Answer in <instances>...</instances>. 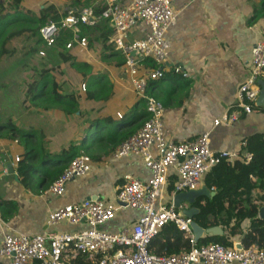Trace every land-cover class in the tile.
I'll return each instance as SVG.
<instances>
[{
    "label": "crops",
    "instance_id": "1",
    "mask_svg": "<svg viewBox=\"0 0 264 264\" xmlns=\"http://www.w3.org/2000/svg\"><path fill=\"white\" fill-rule=\"evenodd\" d=\"M261 1L173 0L176 25L169 31L172 45L164 79L171 75L178 76L172 68L180 66L188 74V78L180 76L181 79L190 85L185 88L166 81L162 87L154 90L157 100L164 107L161 121L163 135L168 141L180 143L208 133L209 146L213 151L232 154L247 137L264 134V117L260 109L251 114L242 113L230 126L214 125V121L229 112L235 104L236 90L249 73L251 48L264 34V7L260 12L257 6ZM50 4L56 8L57 2L54 0ZM40 8L36 9L38 14L35 15L42 20V25L57 20L60 16L59 12H54L50 17L48 11ZM37 37L39 45L36 48L30 47L31 49L17 57V63L20 62L19 57L23 59L21 63L9 64L11 60L4 63L0 59V200L7 206L3 216L0 210V246L3 235L8 232L29 236L45 232H74L80 227L60 224L47 229V214L93 196H112L127 175L142 181L150 177V172L137 156L113 158V150L110 151L105 144V132L101 133L104 122L109 126L113 124L111 128L122 130V133L136 131L141 126L138 120H131L133 115L139 113L136 105L140 101L130 88L124 68L119 65V56L108 50L106 64L95 60L97 67L102 66L105 70L102 75L110 81L112 94L105 102L87 101L83 94L85 91H80V86L85 84L82 74L61 65L69 63L66 60L68 56L78 58V55L90 65L87 59H94L92 49L88 47L87 53L76 49L67 52L60 41L54 47L46 49L38 33ZM39 51H44L45 55L39 56ZM13 64L17 70L13 71L12 78L9 70ZM28 72L30 75L26 79ZM45 75L54 79L62 98L77 102L78 110L72 114L74 119L72 115L43 105L33 98L39 95V81ZM79 81L82 82L81 85ZM169 87L176 89L166 96L163 89L168 90ZM5 100H16L12 107H19V110L11 107L3 109ZM85 111L89 113L87 124H83L85 117L80 115V112L85 114ZM20 138H24V142L21 143ZM75 141H81L80 149L73 147ZM88 143H92L89 149ZM97 144L104 148L103 152L99 156L90 155V171L69 182L61 197L45 193L42 184L46 180H43L42 173L32 176L29 188H24L18 180V163L14 164L13 159L17 156L22 160L29 145L41 148L47 158H64L81 151L89 153ZM38 162L39 159L34 161L35 164ZM4 166L8 174L3 173ZM47 168L51 169L43 165L42 170ZM203 186L206 187L204 181L201 187ZM206 189L210 191L207 187ZM165 195L168 199L167 190ZM181 205L183 210L190 207L187 202ZM140 214L123 211L105 229L117 232ZM60 226L63 228L59 229ZM217 228L221 230L219 235L225 234L222 228ZM160 233L166 241H183L170 228H165ZM205 236L208 235L204 234L202 238ZM236 241L240 242V239L232 238V244ZM0 264H7V261L0 257Z\"/></svg>",
    "mask_w": 264,
    "mask_h": 264
},
{
    "label": "built area",
    "instance_id": "2",
    "mask_svg": "<svg viewBox=\"0 0 264 264\" xmlns=\"http://www.w3.org/2000/svg\"><path fill=\"white\" fill-rule=\"evenodd\" d=\"M74 1V6H68L57 20L40 26L38 36L46 49L65 38L64 50L87 53L88 39L81 34L83 28L111 31L107 44L123 61L130 88L137 100L144 103L149 115L113 150L112 156L115 159L137 156L150 177L142 181L127 175L112 196L83 199L47 214V229L60 224L79 226L74 232L32 236L5 233L0 257L7 264H75L79 258L86 264H264V248L255 245L244 247L236 241L232 247L197 246L191 229L193 220L183 215L182 205L173 204L177 194L200 189L205 176L221 162L239 161L247 165L252 161L244 140L231 154L213 151L208 133L180 143H172L163 135L164 107L148 92V86L165 77L172 45L169 31L176 25L173 0ZM38 55L44 56L45 52L39 51ZM172 71L188 78L180 66ZM261 82L264 83V34L251 48L249 73L236 90L235 104L215 120L214 125L230 126L242 113L251 114L259 109L264 117V107L257 105ZM80 87L84 92L85 84ZM79 146L75 143V147ZM19 161V157H14V164ZM4 167L3 173L8 174ZM90 167L91 160L86 155L71 158L45 193L62 196L67 184L85 176ZM171 178H175L173 192L166 199ZM209 190L215 193V188ZM123 211L141 214L117 232L105 229ZM165 228L187 240L189 249L183 248L170 256L151 254V242Z\"/></svg>",
    "mask_w": 264,
    "mask_h": 264
},
{
    "label": "trees",
    "instance_id": "3",
    "mask_svg": "<svg viewBox=\"0 0 264 264\" xmlns=\"http://www.w3.org/2000/svg\"><path fill=\"white\" fill-rule=\"evenodd\" d=\"M6 1L8 3L6 6L0 4V59L9 53L6 45L11 39L24 33H31L35 37L38 33L39 25L43 23L37 15H30L25 11L22 6L24 0ZM74 2V0H69L68 6H74ZM261 6L264 7V0L261 1ZM81 31L92 32L95 30L83 28ZM96 33L103 47L106 50H111L112 54L118 55L107 44L111 31L103 28L96 30ZM64 39H61L60 42L62 43ZM91 44L92 40L89 39L88 47ZM74 58L76 57L68 56L66 60L72 61L71 66L83 76L82 79L86 86L85 99L87 101H107L112 94L110 81L103 75L92 74V67L89 64L76 62ZM119 65H123L121 58ZM180 79V76L171 75L167 79L151 82L148 86V92L158 99L157 95L154 94V90L162 87L166 81L171 82V84L183 85L185 88L190 85L189 82L183 81V78ZM175 89L173 87H169L168 90L165 88L163 89L165 91L163 94L169 96ZM38 94L33 96L35 100L40 101L43 105L58 108L67 115H72L78 110V104L75 100L60 96L58 86L50 75L43 76L39 81ZM136 106L139 113L133 115L131 120H138L139 124L142 125L149 115L146 113L142 101L138 102ZM101 130V133L105 132V144L109 146L110 151L114 150L126 137L135 132V130H131L122 133V130L111 127H103ZM24 140V138H20L21 143ZM244 141L247 143L246 150L252 155V161L247 165L239 161H234L232 164L221 162L213 167L205 176L204 183L208 189L215 188L214 195L211 197L200 196L190 205L198 209L199 212L193 221L203 230L211 227H220L225 231L223 235L201 238L197 242V246L220 244L225 247H232V238L238 237L244 247L255 245L259 248H264V221L257 218L258 209L264 202V134H254L247 137ZM91 144H87L88 149ZM77 155L73 153L64 158H47L43 155L41 148L29 145L26 148L23 159L17 164L18 180L24 188H29L32 176L35 173H42L43 180H46L42 184V189L47 190L51 183L62 173L70 159ZM36 159H39L38 164L34 163ZM43 165H47L51 169L47 168L43 171ZM174 179L171 178L168 181V194L173 192ZM6 207V203L0 200L1 216L6 213ZM245 222H247V225L243 226ZM183 248L189 249L187 240L180 242L166 241L159 233L151 242L149 251L157 256H170L179 253ZM74 263L86 264V261L83 258H79ZM34 264L37 263L35 262Z\"/></svg>",
    "mask_w": 264,
    "mask_h": 264
},
{
    "label": "rangeland",
    "instance_id": "4",
    "mask_svg": "<svg viewBox=\"0 0 264 264\" xmlns=\"http://www.w3.org/2000/svg\"><path fill=\"white\" fill-rule=\"evenodd\" d=\"M51 1H54V0H24L22 6L25 9V11L27 13H29L30 15L38 14L36 9L43 7V10H46V12L48 11V15L51 17L54 14V12H56V13L59 12L60 14L64 13V10L68 7V3H69V0H56V2H57L56 8H58L56 10L55 6L50 4ZM0 4L6 6L8 3H7V1L5 2V0H0ZM257 6H258V10L260 12H262L263 9L261 6V2H259ZM81 34L86 35L88 40L89 39L92 40V44L89 47L92 49V52H93L92 56L94 57V59L93 60L87 59L91 65V67H92V72L95 75H98V74L102 75L105 70L102 69V66L97 67L96 62L98 61L101 64L102 63L106 64L107 63V51L108 50H106L103 47V45L100 43V41L98 40L96 30L92 31V32L81 31ZM37 39H38V37L36 35V42H35V37H33L31 35V33H24V34L15 36L14 39L9 41L6 45V49L9 51V53H14V54L12 56H6L7 54H9V53H7L5 56H2L1 61L5 63V62L11 60L9 64L14 62V64L16 63V65L21 63L23 61V59L21 57H19L20 62L17 63L18 62L17 57L22 55L23 53H25V50L28 51L29 49H31L30 47L36 48L37 45H39V42H37ZM29 43H30V46H27ZM74 59L76 60V62H84L83 61L84 58H81L79 55H78V58H74ZM95 60H97V61H95ZM71 62L72 61H69L68 64L63 63V65H61V67L65 66L67 69H73L75 72L78 71L77 69H75L71 66ZM16 65L12 66L11 69L9 70L10 76L12 78H13V75H12L13 71L17 70ZM29 75H30V72L27 73L26 79L29 77ZM18 77H20V76H18ZM79 82L78 83L81 85L82 82L81 81H79ZM83 94H85V92ZM15 104H16V100H5L2 104V108L7 109V108L11 107L12 109H14L12 106H14ZM14 110H19V107H16ZM80 115H81V117H83V116L85 117L83 124H87V122H89L88 117H87L89 115L88 111H85V114L83 112H80ZM72 117H73V119L75 118L74 115H72ZM109 122H111V121H109ZM90 123H91V121H90ZM104 126L112 127L113 124H111L109 126L106 122H104ZM76 142L79 143L80 147H81V144H82L81 141H75L73 147L75 146ZM80 147H78V148L74 147V148L79 149ZM100 147L101 146L99 144H97L92 148V151H90L89 153L88 152L85 153V152L81 151V152H78V154L86 155L89 158H90L91 154H93L95 156H99L98 154L100 152L102 153L104 150V148H102V147L100 148ZM103 147H105V146H103ZM48 195H50V194H48ZM51 196H53V195H51ZM53 197H61V196H53ZM246 225H247V222H245L243 226H246ZM61 228H63V227L60 226L59 229H61ZM25 231L29 232V230H25Z\"/></svg>",
    "mask_w": 264,
    "mask_h": 264
},
{
    "label": "water",
    "instance_id": "5",
    "mask_svg": "<svg viewBox=\"0 0 264 264\" xmlns=\"http://www.w3.org/2000/svg\"><path fill=\"white\" fill-rule=\"evenodd\" d=\"M259 85H260V91L257 99V105L264 107V83L261 82L259 83ZM9 167L10 166H8V168ZM10 172H12L11 169ZM213 195L214 193L207 191L206 187L203 186L198 190L187 191L177 194L173 199V204L175 205V207H178L183 202H187L189 205H192L195 202V200L200 196L211 197ZM91 198L95 199V196ZM182 212L185 217L193 220L199 211L195 207L190 206L189 208L184 209ZM257 218L264 221V202L261 205V207H259L258 209ZM191 229L196 243L203 237L204 234L208 236H215L221 233V230L217 227H211L206 230H203L194 221L192 222ZM239 246L240 245H238V247Z\"/></svg>",
    "mask_w": 264,
    "mask_h": 264
}]
</instances>
